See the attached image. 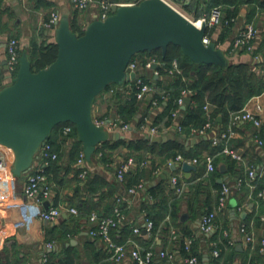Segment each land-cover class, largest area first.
Wrapping results in <instances>:
<instances>
[{
  "label": "crops",
  "instance_id": "0c3cea01",
  "mask_svg": "<svg viewBox=\"0 0 264 264\" xmlns=\"http://www.w3.org/2000/svg\"><path fill=\"white\" fill-rule=\"evenodd\" d=\"M99 1L103 0H94L87 9L77 11L70 0H0V88L10 81V76L7 73L5 52V42L8 38L14 37L18 40L19 57L23 52L29 55L33 48L55 42V29L57 24L53 28H46L44 26V23L49 19L52 12L58 14L59 19L66 17L70 26L74 24L79 28H85L93 17L97 16L99 13ZM105 1L111 4H121L127 0ZM169 1L176 6L178 3L183 11V5L189 4L191 0ZM206 1L208 0H202L203 3ZM251 6L250 4L239 6V21L234 25V35H230L222 42H219L217 46L224 51L226 57L233 63H250L253 66L254 64H258L257 69H259L260 66L264 65V50L260 52L257 51L261 44V37H263L264 34V21L262 17H260L256 23L251 21L258 30L257 37L254 41V49L252 51L242 50L234 53L231 52L232 40L236 34V30L245 22H248L246 15ZM258 10L259 9H257V11ZM183 12L189 18L191 17V19H194L192 18L191 12ZM217 27L218 30H216L213 35L214 38H216L220 32L221 25ZM255 55L259 56V60L254 59ZM137 59L140 60V57ZM136 74L148 82H152V80L158 78V76L153 74L152 68H144L142 66L137 68ZM144 105L145 107L147 106L146 103H144ZM256 105L260 106L261 109L259 111L256 110ZM111 107L106 93L99 94L94 99L92 115L93 117L100 118L107 117V113L112 112ZM246 107L258 113L261 125L260 127H256L251 122L244 120H240L234 125V135L230 139V147L242 156V161H236V171H227L225 165L220 164L225 167V171L223 173L220 172L221 175L217 178V180L223 178L221 186L223 183H231L236 177L242 176L247 179V171L250 167L255 169L256 179L259 181L264 180V91L251 97L246 103ZM161 111V106L156 108L150 106L148 108L147 115L150 117L151 122L153 121V117ZM173 122V119H171V123L166 129L172 128ZM220 122L216 121L214 125L215 130L225 128ZM130 128L120 133L122 137L119 138L129 140L145 136L142 131L137 132ZM213 131L214 130L210 131L209 135L205 137L210 140V135L214 133ZM171 133L172 132L169 130L168 134L171 137L167 140L173 137V133ZM255 134H258L260 138H262L263 144L261 146L254 141L253 136ZM148 140H150V138H148ZM184 142L187 149H191V152L200 154L202 157L207 156L205 147L203 145L198 146L200 142L197 137L187 138ZM57 151L59 154H62L59 164L61 166V175L64 174L65 177L64 181L59 185L50 182L51 197L46 202L48 206L54 204L66 209L70 207L75 208L77 214L65 210L55 221H40L37 218L40 207L32 206L23 198L21 187L25 179L24 176L17 177L13 174H9L4 176V179L0 176L1 257L6 260V264H43L42 255L46 250L45 244L53 242V249L50 251L46 250L49 262L52 264H134L129 256H126L121 262L116 263L104 249L102 242L89 235L88 229L92 224L89 222L88 217L81 214L79 208L83 205L82 202L79 201H86L88 206L85 207L91 208L90 206H92V212L99 214L98 211L104 210V204L107 198L99 199L95 196L92 199H88L87 195L81 194L82 191L76 194L75 192L78 191V188L77 184L73 181V176L74 170L76 169L74 164L77 157L74 160L69 156V150L66 144H61ZM127 153H129V151L125 147L120 146L111 152L109 162L102 163L100 160H96L93 163L86 164L89 171L102 174L109 184L119 186V182L115 180L112 168L108 163L119 160L121 157L124 158L128 156H133L137 162H141L145 159L148 160V166L138 167L132 170L133 174H136L137 171L142 169L145 175L141 178L145 182L144 188L134 195L127 194L126 191L121 192L116 198V203H113L114 206L111 208L110 212L99 214H111L113 208L117 204V199H119V204L124 209L126 215V225L110 231V236L114 242L126 244L128 240H131L141 250L150 249L155 253L161 250L173 251L176 254L178 264H184L183 260L185 258L180 257L176 247L177 244L173 242L172 235L170 234L171 231L174 230L176 234L182 235L184 241L191 238L193 244L196 246L195 251L201 255L202 262L199 264H211L213 257L210 251V238L215 232L226 227L225 230L229 231L230 238L233 240L235 248L239 241L242 245V250L239 252L244 251L245 245L242 243L243 235L239 231V226L244 223V219L251 214L253 209L256 210L258 208V199L252 198L251 195L252 189L244 185L245 187H242L240 190H231L226 201V206L217 213L215 232L212 235H208L199 231L198 220L200 215L192 219L188 213L185 201L181 200L178 205L176 204L178 208V219L175 223L170 221L168 212H166L172 205L174 194L175 197L178 198H181L183 194H187L189 183L186 179L191 178V181L195 183V181H199V169L205 170L206 173L205 163L193 164L195 169L186 174L181 169V164L175 167L174 170H171V168L166 165V161H162V156L147 153L143 156L144 159L138 161L133 154L127 155ZM96 158L99 159L100 157L97 155ZM149 158H152L156 165H158L156 167L160 170L158 174H154L153 171L150 174L151 163ZM192 158L196 157L194 156L190 159ZM230 158L229 156V159ZM160 161L162 162L158 163ZM164 171H166L165 174ZM205 173L202 174L201 179H205ZM171 175H177L179 181L183 184L181 193H175L173 190L169 180ZM151 189L154 190L151 191ZM106 190V187H104L103 191L105 193ZM153 191L156 194L158 193L157 196L159 197L160 195V198H157V196L154 198L152 195ZM79 194L82 196H79ZM204 197L205 195H200V203L204 201ZM261 198L264 200V197ZM43 207L45 208L44 204ZM147 215H149L150 218H154V220L159 223L153 235L150 233H142L144 219ZM166 224L170 225L169 231L166 229ZM135 227L140 228L139 233L133 232V228ZM263 230L264 226L260 232L254 229L251 230L254 232L255 242L259 240ZM12 244H14L15 249L11 251ZM262 263L264 264V262ZM153 264L167 263L164 259L156 256ZM233 264H239V257H236Z\"/></svg>",
  "mask_w": 264,
  "mask_h": 264
},
{
  "label": "trees",
  "instance_id": "16d2710c",
  "mask_svg": "<svg viewBox=\"0 0 264 264\" xmlns=\"http://www.w3.org/2000/svg\"><path fill=\"white\" fill-rule=\"evenodd\" d=\"M243 4L252 5L246 15L248 22L252 21L256 23L260 17H262L264 21V0H208L204 3L202 0H191L189 4L183 5V11L191 12L192 18L198 19L203 16L207 17L212 7L220 6L222 10L220 32L216 38H214L213 35L216 30H218V27L206 29V34L209 36L210 40L218 45L219 42H222L230 35H234V25L239 21V6ZM257 9L259 10L257 11ZM71 30L80 35L84 28H79L71 24ZM262 50H264V34L263 37H261V44L257 51L260 52ZM56 53L57 45L55 42L33 48L29 55L27 54L31 62L32 70L35 71L49 65L55 59ZM139 57L140 63L143 64L149 57H153L159 62V65L156 67L158 78L152 80L151 84H153L155 89L153 95L159 98V106L162 107V111L153 117L151 124L158 125L161 132H165L167 130L166 128L171 123L172 118L170 114L171 111L177 107L176 99L180 96L181 91L184 89H189L191 91L189 102L180 110L179 123L182 126V131H171L173 137L165 142H151L145 136L129 140L109 137L96 146L91 159L89 161L86 160L87 163H93L96 160L107 163L110 161L111 152L122 146L129 151L127 155L133 154L138 161L144 159L143 156L147 153L162 156V161L164 162L167 159L174 158L177 154H181L185 158L195 156L198 160L197 163L202 164L205 157L191 152V149H187L184 142V140L188 138L190 129L202 127L208 119L215 124L218 117L221 118V125L226 128L230 124L232 116L239 112L251 97L264 91V65L260 66L259 70L257 69L258 64H254L253 66L250 63H233L230 59H228V64L224 67L216 64L195 63L185 56L178 46L172 44L167 47L165 55H162L160 50L157 49L150 52H140L134 56V58ZM173 60H176L181 70L180 73H168V70L172 67ZM15 75L16 73L10 78L9 83L12 82ZM110 89H114V92L108 96L110 106H112V112L107 113L108 115L106 116L109 117L114 114L124 123H127L131 127L130 129L140 132V126L143 123L144 116L148 114V108L151 106L150 102L147 100H138L135 97L136 88L134 81L124 82L121 86L110 84L102 93H107ZM126 90H129L128 94ZM162 95L166 96V100L161 99ZM144 103L147 104L146 107ZM206 103L209 105L208 111L203 109ZM66 124L72 126L71 133H69L67 137L60 136L59 130ZM47 141L50 142L56 150L60 148L61 144H66L69 150V156L74 160L78 156L79 151L82 150V145L77 138L75 127L71 123H63L55 126L47 138ZM198 141L200 143L197 145H203L207 150V155L213 157L214 169L209 173H205V170L199 169V181H195L194 183L191 181V178L186 179L189 183L187 194H183L181 198L175 197L174 194L172 205L169 209L167 208L168 210L166 211L168 212L170 221L173 223L178 219V208L176 204L178 205L181 200L186 202L188 213L192 219L197 218L199 215L201 216L203 212L211 211L215 208L221 190V184L217 182V178L221 175L219 170L220 164H224L227 171H236L237 169L236 160L229 159V156L222 154L221 146H212L211 140L207 139L205 136L199 137ZM99 152L101 156L97 159L96 156ZM61 157L62 154H59L58 159L51 162L46 169L47 180L57 183L58 185L64 181L65 177L64 174L61 175V166L59 164ZM149 159L151 163V174L158 165H156L152 158ZM204 173L205 179H201ZM142 176H145L142 169L137 171L136 174H133V171H129L124 175V179L119 183V186H115L114 184H109L104 175L94 171H88L86 181L82 184L77 177V169H75L73 181L77 184L78 188V191L75 192L76 194L82 191L81 194L87 195L88 199H92L95 196L99 199L106 197L107 201L104 204V210L98 211L99 214H106L110 212L111 208L116 203L117 196H119L121 192H125L132 185L137 184ZM255 183L256 187L252 190L251 195L252 198L258 199V208L251 211V214L244 219L243 224L248 231L254 229L260 232L264 226V221L261 220L264 215V200L257 195L258 191L264 189V180L259 181L256 179ZM104 187L107 189L106 193L103 191ZM242 187L245 186L243 185ZM242 187L240 189H242ZM152 190L154 189H151V191ZM81 194H79V196H82ZM157 194L154 191L152 192L154 198H156ZM201 194L205 195V199L202 203L199 202ZM157 198H160V195L159 197L157 196ZM79 202H82L83 205L79 208L81 214L88 217L93 210L92 206H90L91 208H86L85 206H88L86 201L80 200ZM146 217L150 218L149 215ZM150 219L153 221V228L150 234L153 235L159 223L152 217ZM169 226L170 225L166 224V229H168V231ZM225 229L226 227L215 232L210 238V242H218L217 248L219 249V256H212L213 260L211 264L233 263L236 257H239V264H263L264 254L259 250V241L264 237V230L259 240L253 244L247 245L244 251L239 252L236 250L235 244L231 245L228 243L231 238L223 235ZM173 242L177 244L176 247L181 258L196 256L199 263L202 262L201 255L195 251L196 246L193 242L188 251L184 249V239L182 235L176 234ZM14 249L15 246L12 244L11 251ZM0 264H6V260H4L1 255Z\"/></svg>",
  "mask_w": 264,
  "mask_h": 264
},
{
  "label": "water",
  "instance_id": "95a60500",
  "mask_svg": "<svg viewBox=\"0 0 264 264\" xmlns=\"http://www.w3.org/2000/svg\"><path fill=\"white\" fill-rule=\"evenodd\" d=\"M110 10L104 20L93 17L80 35L71 30L66 17L60 18L55 29V59L34 71L27 54L21 53L12 82L0 88V145L12 153L10 173L14 176L31 170L40 146L54 127L63 123L74 125L89 161L96 146L110 137L93 121L94 99L108 85L121 86L135 78L127 64L136 54L159 49L165 55L172 44L192 62L222 67L228 64L224 51L214 41L202 42L206 23L198 26L165 0L112 4ZM156 67V63L151 65L152 69ZM188 102L186 97L182 108ZM111 137L122 136L114 133ZM170 137L152 136L150 141L165 142ZM177 166L175 163L170 168ZM181 169L188 174L195 166L183 162ZM219 170L223 173L224 165ZM217 182L221 184L223 178ZM44 206L47 208L48 203ZM142 233H146L144 225ZM236 250H242L239 241Z\"/></svg>",
  "mask_w": 264,
  "mask_h": 264
},
{
  "label": "built area",
  "instance_id": "2783aa9c",
  "mask_svg": "<svg viewBox=\"0 0 264 264\" xmlns=\"http://www.w3.org/2000/svg\"><path fill=\"white\" fill-rule=\"evenodd\" d=\"M142 0H127L121 4L127 5H135L141 2ZM175 9L180 11L176 5H174L171 1L165 0ZM71 4L77 11H83L87 9L94 0H70ZM111 3L103 0L98 2L99 13L97 14V19L104 20L107 16L111 14ZM120 5V4H117ZM181 12V11H180ZM185 15V14H184ZM186 16V15H185ZM188 17V16H186ZM189 18V17H188ZM222 18V10L220 6H214L211 8L210 13L207 17L203 16L198 19H191L195 24L200 26L201 22L206 23V29H210L212 27H216L221 25ZM59 20L58 14L52 12L50 14L49 19L44 23L46 28H53ZM258 30L252 22H245L242 26H240L236 30V34L232 40L231 52H238L240 50H248L252 51L254 49V41L257 37ZM204 44L210 42L209 36L206 34L202 39ZM217 46V45H216ZM5 52H6V64H7V73L10 78L17 72L18 64H19V42L16 38L10 37L5 42ZM255 60H259V56H254ZM156 63L157 66L159 62H157L153 57H149L146 62L140 63V60L137 58H132L127 67L130 71L135 72V78L130 81H134L135 83V97L138 100H148L150 105L153 108L159 107V98L154 96L155 89L151 82L145 81L142 77L137 76L136 71L137 68L142 66L144 68H151V65ZM176 60L172 61V67L168 70V73H180ZM153 74L158 76V71L153 69ZM114 92V89H110L106 95L110 96ZM126 93H129V90H126ZM191 91L189 89H184L181 91L180 96L176 99L177 107L171 111V118L173 119L172 128L167 129L165 132H161L157 125L151 124V119L148 115L144 116L143 123L140 126V130L144 133L147 138L152 136H161L164 134H168L169 130L171 131H182V126L179 123L180 118V110L184 105V99L189 95ZM161 99L166 100V96L162 95ZM209 105L206 103L203 106L205 111H208ZM261 108L259 105H256V110L259 111ZM93 116V115H92ZM115 116V115H114ZM249 121L254 126L260 127L261 120L257 112L251 111L246 105L236 114L232 116L230 124L224 129H216L214 127V123L211 120H207V122L200 128H191L189 131L188 138L191 137H201L209 135V132L214 130L213 134L210 135L211 145L212 146H221V153L236 161H242V156L230 147V139L234 135V125L240 121ZM93 121L97 126L102 127L106 132L111 135L113 133H122L129 130L130 126L127 123H124L121 119L116 116L113 117H93ZM72 131V126L70 124H66L61 127L59 130V135L67 137L69 133ZM254 141L261 146L263 144L262 138L258 134L253 136ZM99 145V144H98ZM97 145V146H98ZM37 158L33 162V167L30 171L25 173L24 182L21 187L23 198L30 203L32 206L40 207L37 213V218L40 221H55L60 215L66 210L73 214H77V210L75 208H64L59 205L51 204L47 208L43 207V204L49 200L51 197V184L47 180L46 169L51 164L58 159L59 152L54 149L52 144L47 140L40 146L37 152ZM101 156V153H98V157ZM212 156H205L204 163L206 166V173L213 171L214 165L212 161ZM12 162V153L11 151L0 145V176L4 179V176H7L10 173V166ZM183 162L189 164H196L198 160L196 158H185L181 154H177L174 158H170L166 160V165L168 167L172 166L175 163L182 164ZM86 159L83 150H80L75 161V168L77 169V177L80 182L83 184L86 181V177L88 174V166L86 165ZM108 165L112 168V173L117 182H122L124 179V175L132 170H135L138 167L148 166V160H143L141 162H137L133 156L124 157L119 160L113 161L112 163H108ZM159 168L154 169V174L159 173ZM0 177V178H1ZM4 177V178H3ZM247 179L244 177H236L231 183H223L221 186L220 194L217 200V204L215 209L207 212H203L198 220V229L200 232L212 235L216 230L215 224V216L216 214L223 210L226 206L227 198L231 192V190H240L243 185H247L250 189H254L256 187L255 183V169L250 167L247 171ZM170 183L172 185L175 193H181L183 190V184L179 181V177L177 175H171ZM145 186V182L141 179L137 184L129 187L126 192L127 194L134 195L136 192L142 190ZM259 197H264V189L258 191ZM264 221V216L261 218ZM89 222L92 224L88 229L89 235L92 238H95L102 242L104 249L108 252L112 260L116 263L121 262L126 256H129L134 264H153V261L156 256L165 260L167 264H178L176 259V254L173 251L161 250L158 253L150 249L141 250L134 242L128 240L126 244H119L112 240L110 236V231L112 229H117L126 225V215L124 209L119 204V199H117V204L113 208V211L109 215H99L96 212H91L88 216ZM144 228L146 233H150L153 228V221L150 218L145 217L144 219ZM140 228H133V232L139 233ZM239 231L242 233V243L245 245L253 244L255 242L254 232L248 231L244 224L239 226ZM172 238H175V231H171ZM224 236H229V231H223ZM191 238L186 239L184 241V249L188 251L191 245ZM229 244L233 245L234 242L232 239L228 241ZM260 247L259 250L264 254V237L259 241ZM218 242L211 241V255L213 257L219 256V249L217 248ZM53 242H48L45 244V249L51 250L53 249ZM44 251L42 255L43 264H50L48 255ZM184 264H198V258L196 256L186 257L184 260ZM233 264V263H230Z\"/></svg>",
  "mask_w": 264,
  "mask_h": 264
},
{
  "label": "rangeland",
  "instance_id": "374dc122",
  "mask_svg": "<svg viewBox=\"0 0 264 264\" xmlns=\"http://www.w3.org/2000/svg\"><path fill=\"white\" fill-rule=\"evenodd\" d=\"M177 7H178V9L183 13V14H185L183 11H182V8H181V6L177 3ZM186 15V14H185ZM191 18V17H190ZM215 209V208H214ZM216 219H217V214H216V216H215V222H216ZM230 235V234H229ZM198 264H199V261H198Z\"/></svg>",
  "mask_w": 264,
  "mask_h": 264
}]
</instances>
